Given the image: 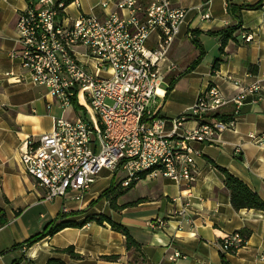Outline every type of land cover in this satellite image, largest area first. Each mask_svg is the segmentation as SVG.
I'll list each match as a JSON object with an SVG mask.
<instances>
[{"label": "crops", "instance_id": "obj_1", "mask_svg": "<svg viewBox=\"0 0 264 264\" xmlns=\"http://www.w3.org/2000/svg\"><path fill=\"white\" fill-rule=\"evenodd\" d=\"M56 1L63 2L61 14L69 18L106 11L99 6L101 0ZM169 1L187 13L163 65L164 79L151 110L165 118L178 115L209 84H215L229 99L220 112L230 116L234 110L230 98L256 81L259 92L244 94L233 127L221 131L214 142H193L199 155L190 187L169 178L143 177L124 188L110 170L103 169L79 200L69 194L46 202L45 190L19 162V145L28 136L51 130L53 117L66 116V110L46 86L31 81L18 56L15 23L29 0H0V216L4 219L0 264H46L49 259L64 264H264V211L234 209L216 167L227 169L264 199V3ZM229 5L241 7L238 17L228 11ZM203 13L209 17H202ZM232 27L231 37L221 45V31ZM242 31L252 33L253 39L242 41ZM169 62L176 67L169 69ZM67 110L77 116L74 107ZM107 175L111 181L100 185V178ZM110 186L109 195L115 196L118 209L103 194ZM61 213L74 221L96 214L109 216L129 231L136 245L127 247L122 232L95 220L26 243ZM234 231L246 235L245 244L236 253L222 256L218 241Z\"/></svg>", "mask_w": 264, "mask_h": 264}, {"label": "built area", "instance_id": "obj_2", "mask_svg": "<svg viewBox=\"0 0 264 264\" xmlns=\"http://www.w3.org/2000/svg\"><path fill=\"white\" fill-rule=\"evenodd\" d=\"M99 6L103 14L69 18L62 15L63 6L52 8V0H29L17 14L18 56L31 81L46 86L62 111L75 102L85 110L84 116L53 117L51 130L19 145V162L45 190L46 202L69 194L79 200L103 169L124 188L143 177L190 187L199 155L193 142L212 143L232 128L244 94L260 89L256 81L230 98L234 110L227 120L214 117L229 101L215 84L178 115L154 113L150 105L157 103L163 65L187 9L169 0H101ZM34 29H41V37H34ZM55 34H62V41H55ZM240 38L250 42L253 34L242 31ZM175 67L169 62V69ZM203 120H211V127H203ZM131 122H138V129H131ZM161 154H169L168 164L144 174L148 162ZM132 170H142V177L132 178ZM245 240L239 231L226 233L218 241L219 252L234 254Z\"/></svg>", "mask_w": 264, "mask_h": 264}, {"label": "trees", "instance_id": "obj_3", "mask_svg": "<svg viewBox=\"0 0 264 264\" xmlns=\"http://www.w3.org/2000/svg\"><path fill=\"white\" fill-rule=\"evenodd\" d=\"M65 1L68 2L70 0H65ZM262 3H264V0H262V2L259 3L257 6H261ZM240 8L241 7H235L233 5H229L228 11L230 13L236 12V16L238 17L239 16L238 13L240 12L239 11ZM234 29H235V27H232V28H228L226 30L221 31V33L223 34L221 45L224 44V41L227 38L231 37ZM191 40L193 42H196L193 37H191ZM202 53L203 52L201 51L199 57L195 60L194 63H196L199 60V58H201ZM216 69H217V61H215V63L213 64L212 71L214 72ZM73 107L75 109H78L80 107V105L75 102L73 104ZM214 117L218 118V119H222V120H227V119H229L230 116L226 115L222 112H219V113H216L214 115ZM216 167L222 175L223 184L229 192L230 203L234 209L239 210L242 208H246V209L252 208V209H258V210L264 211V199H262L255 191H253L251 188H249L243 181H241L235 175L230 173L227 169H225L221 166H218V165H216ZM140 177H142V174L140 175ZM133 183H131V185ZM130 186H128V187H130ZM111 191H112V186H110L107 190H105V192H103V194L108 197L110 204L113 207L118 209L120 206H117L115 204V202H114L115 196L111 197L109 195L111 193ZM117 193L119 194V192H117ZM66 215L67 214H65V213H61L56 218L50 220L47 224V227L44 229L43 232L35 234L30 239H28L26 243L31 244V243L39 240L41 237H43L45 235H52L53 233H55L56 231H58L64 227L81 226L88 221L95 220L97 223H102L103 221H106L110 224V226L113 229L122 232L125 235V241H126L127 247H131L133 245H136V243L133 240L129 231L122 224L112 221L109 216H106L103 214H96L94 216H86L84 219H82L80 221H74V220H70V219L69 220L64 219V217ZM2 223H4V219L0 216V224H2ZM244 236L246 238V235H244ZM70 252L73 254L72 250H70ZM46 264H64V263L58 259H49Z\"/></svg>", "mask_w": 264, "mask_h": 264}, {"label": "bare ground", "instance_id": "obj_4", "mask_svg": "<svg viewBox=\"0 0 264 264\" xmlns=\"http://www.w3.org/2000/svg\"><path fill=\"white\" fill-rule=\"evenodd\" d=\"M63 6V2L52 0V8H60ZM34 37H41V29H34ZM55 41H62V34H55ZM203 127H211V120H203ZM131 129H138V122H131ZM169 154H161L155 160L148 162L144 167V174H156L161 171L165 164H168ZM142 174V170H132V178H139Z\"/></svg>", "mask_w": 264, "mask_h": 264}, {"label": "rangeland", "instance_id": "obj_5", "mask_svg": "<svg viewBox=\"0 0 264 264\" xmlns=\"http://www.w3.org/2000/svg\"><path fill=\"white\" fill-rule=\"evenodd\" d=\"M87 112H90L89 110H87ZM91 113V112H90ZM84 114H85V110L83 109V108H78L77 109V115H79V116H84ZM65 115L66 116H68V117H72V116H74V112H73V114H72V112L71 111H69V110H66V113H65ZM88 118H89V116H87ZM106 172H108V170H106V169H104ZM108 173H110V172H108ZM121 175V174H120ZM111 176V175H110ZM101 179V181H100V185H102V184H104V183H107L108 181L110 182L111 181V179H110V177H109V179H108V175H107V177H102V178H100ZM114 180H116V178L114 179Z\"/></svg>", "mask_w": 264, "mask_h": 264}]
</instances>
